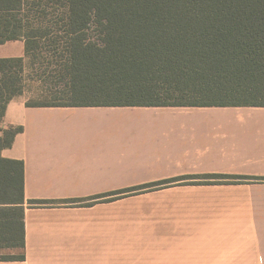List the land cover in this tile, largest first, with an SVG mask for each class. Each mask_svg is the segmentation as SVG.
Instances as JSON below:
<instances>
[{"label": "crops", "instance_id": "crops-1", "mask_svg": "<svg viewBox=\"0 0 264 264\" xmlns=\"http://www.w3.org/2000/svg\"><path fill=\"white\" fill-rule=\"evenodd\" d=\"M18 9L37 41L91 37L107 24L97 7L69 0ZM24 57V39L0 45V58ZM17 127L1 155L25 163L24 248L15 220L0 225V264H264L262 182L162 189L193 208L164 211L161 237L148 230L145 241L124 231L119 201L64 203L179 177L264 178V108H36L24 94L3 122Z\"/></svg>", "mask_w": 264, "mask_h": 264}, {"label": "trees", "instance_id": "trees-1", "mask_svg": "<svg viewBox=\"0 0 264 264\" xmlns=\"http://www.w3.org/2000/svg\"><path fill=\"white\" fill-rule=\"evenodd\" d=\"M69 1L95 6L96 15L107 19L94 31L98 40H86L94 37L85 34L37 41L41 31L25 32L18 20L22 0H0V45L24 39L26 47L24 58H0V225L7 228L15 220L21 248L25 163L1 153L23 128L4 129L3 122L8 104L26 93V62L39 58L42 45L65 44L66 55L58 61L64 91L48 92L28 107L264 108V0ZM257 182L264 178L179 177L64 203L92 207L159 188ZM53 204L29 202L31 207Z\"/></svg>", "mask_w": 264, "mask_h": 264}, {"label": "rangeland", "instance_id": "rangeland-1", "mask_svg": "<svg viewBox=\"0 0 264 264\" xmlns=\"http://www.w3.org/2000/svg\"><path fill=\"white\" fill-rule=\"evenodd\" d=\"M22 1L24 7L28 8L35 6L37 3L51 2L52 0ZM61 1L63 0H59V2ZM92 36L97 37V35ZM64 46V43H46V46L42 45V49L36 52L39 58L33 60V64L32 60H27V87L25 93L27 102L41 101L42 97L48 92L64 91V84L60 80L62 64L58 62L66 55ZM118 201L120 204L116 209L122 214L124 231L137 232L133 235L137 236L140 241L148 239V230L159 232L160 234H156V236L161 237L164 211L170 210V212H173L178 210L180 206L183 209L193 208V203L172 202L169 198L163 196L160 188Z\"/></svg>", "mask_w": 264, "mask_h": 264}]
</instances>
